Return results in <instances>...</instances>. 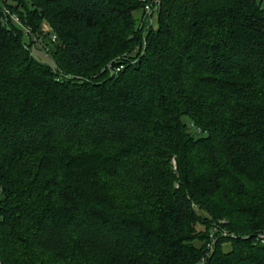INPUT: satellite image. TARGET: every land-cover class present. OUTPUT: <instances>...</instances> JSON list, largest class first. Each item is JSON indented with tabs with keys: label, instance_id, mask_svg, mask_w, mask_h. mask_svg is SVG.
<instances>
[{
	"label": "trees",
	"instance_id": "1",
	"mask_svg": "<svg viewBox=\"0 0 264 264\" xmlns=\"http://www.w3.org/2000/svg\"><path fill=\"white\" fill-rule=\"evenodd\" d=\"M159 2L0 0V264H264V9Z\"/></svg>",
	"mask_w": 264,
	"mask_h": 264
},
{
	"label": "rangeland",
	"instance_id": "2",
	"mask_svg": "<svg viewBox=\"0 0 264 264\" xmlns=\"http://www.w3.org/2000/svg\"><path fill=\"white\" fill-rule=\"evenodd\" d=\"M155 1H160V0H147L148 3H155ZM256 2L259 4V6L261 8L264 9V0H256ZM144 12V13H143ZM143 12L141 10L135 11L134 12V17L136 18L137 22L139 23L141 21V19L144 20L143 24H147V28L148 27H154L155 26V20L157 17V10H146L144 9ZM146 28V29H147ZM41 30L43 32H47L48 31V27L47 25H42ZM29 36H28V35ZM24 34V42L26 44H29V42H31V40L36 41V43L31 44L30 46V51L31 54L33 55V57L40 63L45 64V65H52V61L50 59V57L46 54L45 50L43 49L42 43H41V38L37 39L36 36L32 35L30 33ZM52 37V35H51ZM31 38V39H30ZM52 40V39H51ZM49 45L46 47V49H49ZM172 165L175 167V163L174 160L172 161ZM225 220L223 219H219L217 221H212L210 224V234H209V239H212V235H222L225 234ZM219 225V226H218ZM222 227H221V226ZM208 248V247H207ZM230 248L229 244H226L224 246V250L228 251Z\"/></svg>",
	"mask_w": 264,
	"mask_h": 264
},
{
	"label": "built area",
	"instance_id": "3",
	"mask_svg": "<svg viewBox=\"0 0 264 264\" xmlns=\"http://www.w3.org/2000/svg\"><path fill=\"white\" fill-rule=\"evenodd\" d=\"M145 3L144 9L149 10V9H153V10H157L159 8V1H155V3H148L147 1L145 2L144 0H142ZM15 20L17 21V19L15 18ZM56 38L55 36H52V41H54ZM260 239H264V234H262L260 236Z\"/></svg>",
	"mask_w": 264,
	"mask_h": 264
}]
</instances>
